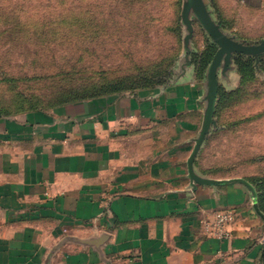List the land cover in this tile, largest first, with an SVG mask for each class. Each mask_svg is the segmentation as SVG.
<instances>
[{"label": "crops", "instance_id": "1", "mask_svg": "<svg viewBox=\"0 0 264 264\" xmlns=\"http://www.w3.org/2000/svg\"><path fill=\"white\" fill-rule=\"evenodd\" d=\"M203 99L186 83L0 120V264H260L249 190L189 175Z\"/></svg>", "mask_w": 264, "mask_h": 264}, {"label": "rangeland", "instance_id": "2", "mask_svg": "<svg viewBox=\"0 0 264 264\" xmlns=\"http://www.w3.org/2000/svg\"><path fill=\"white\" fill-rule=\"evenodd\" d=\"M218 1L223 32L247 46L264 43V10ZM218 50L191 0H0V120L58 109L45 78L65 68L92 76L99 87L109 79L151 76L148 87L103 98L194 83L214 106L193 161L196 173L249 185L260 204L264 54H225L216 63ZM33 94L41 109L29 110ZM203 128L204 122L198 138Z\"/></svg>", "mask_w": 264, "mask_h": 264}, {"label": "trees", "instance_id": "3", "mask_svg": "<svg viewBox=\"0 0 264 264\" xmlns=\"http://www.w3.org/2000/svg\"><path fill=\"white\" fill-rule=\"evenodd\" d=\"M156 73V72H154ZM152 73L151 75H154ZM151 76L141 75L137 79L131 80L122 77L119 79H109L102 87H99L92 76H87L82 71L72 67L59 70V72L45 78L52 93L55 95L53 108H63L74 104H80L87 100H96L103 98L107 94L122 93L126 91H134L140 88L150 86L147 82ZM44 79V78H43ZM46 83V84H47ZM149 84V85H148ZM39 95L33 94L32 100L29 102V110H37L42 107L38 106L39 102L35 101ZM259 208L264 214V193L260 196Z\"/></svg>", "mask_w": 264, "mask_h": 264}, {"label": "water", "instance_id": "4", "mask_svg": "<svg viewBox=\"0 0 264 264\" xmlns=\"http://www.w3.org/2000/svg\"><path fill=\"white\" fill-rule=\"evenodd\" d=\"M191 4L195 7L199 15V18L202 22V25L204 26L206 31L209 33L212 39L219 46V50L215 56L216 63L221 61L225 54H241V55H247V56H259L261 54H264V43L257 45V46H247L250 44L239 42L235 40V37L229 36L227 33L223 32L222 29L220 28V25L219 24L217 25L213 21L204 0H191ZM215 75H216V70L215 68H213L212 76L214 77V79H215ZM213 111H214V106L211 104V101L206 100L204 128H203L201 136L197 140L196 147L194 149L192 158L190 160L189 175L193 180H196L197 182L201 184H214V185L233 184V183L226 182V181H213V180H208V179H202L196 173L195 168L193 166L194 158L197 155L205 139L207 129L211 122ZM244 186L251 193L255 210L264 219V214L259 208V204L257 200V192L249 185L244 184Z\"/></svg>", "mask_w": 264, "mask_h": 264}, {"label": "built area", "instance_id": "5", "mask_svg": "<svg viewBox=\"0 0 264 264\" xmlns=\"http://www.w3.org/2000/svg\"><path fill=\"white\" fill-rule=\"evenodd\" d=\"M234 219H235V214L233 213V211H227L220 214L217 217L214 225L215 233L222 238L228 237L229 232L227 230V226L230 225L234 221Z\"/></svg>", "mask_w": 264, "mask_h": 264}]
</instances>
